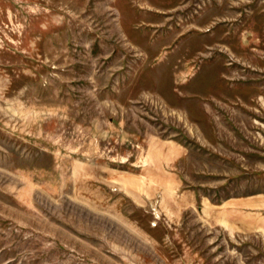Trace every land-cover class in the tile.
<instances>
[{"label":"rangeland","instance_id":"rangeland-1","mask_svg":"<svg viewBox=\"0 0 264 264\" xmlns=\"http://www.w3.org/2000/svg\"><path fill=\"white\" fill-rule=\"evenodd\" d=\"M0 264H264V0H0Z\"/></svg>","mask_w":264,"mask_h":264}]
</instances>
